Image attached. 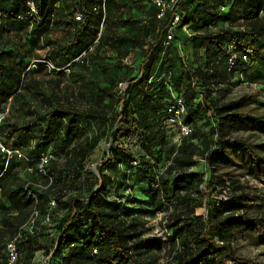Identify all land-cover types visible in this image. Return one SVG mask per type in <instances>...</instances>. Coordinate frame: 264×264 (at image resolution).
<instances>
[{"label":"trees","instance_id":"obj_1","mask_svg":"<svg viewBox=\"0 0 264 264\" xmlns=\"http://www.w3.org/2000/svg\"><path fill=\"white\" fill-rule=\"evenodd\" d=\"M55 2L56 0H35L40 19L33 24L27 19H16L18 14L24 12L26 0H9L6 13L9 19L20 26L25 24L30 28H35L50 19V15L54 13ZM100 2L101 0H78V10L75 12H80L83 18L80 21L75 20L74 12L69 20L70 25H76L77 28H74L69 43L66 46L58 47V50L64 48L65 51L71 52L73 56L69 62L63 64L65 66L61 67H71L75 64L88 65L89 58L87 54L91 47L90 44H82V38H86L88 41H98L99 43H111L114 37L121 39L123 35H129L130 30L119 33L121 31L116 21H121L120 17L114 19L112 24L105 25L104 31L99 27L100 23L102 25L108 19H111L113 15L111 7L116 5V0H105L106 15L103 21L102 14L93 9ZM190 5H195L194 10L190 11ZM154 6L156 9L148 10L149 15L142 22L147 29L151 28L156 32L153 37L155 40L148 43L144 37L137 35L131 37L143 49L140 74L126 79L127 86L125 90L116 91L118 84L125 82V77L113 79L114 81L108 85L96 83L94 89L95 103L87 107L84 113L92 118H107L106 113H103L107 112V104L102 105L100 99L110 97L122 105L121 112L116 116L115 122L126 114H129L130 117L139 114L138 129L144 130L141 145L145 153L137 162L140 163L139 166H142L143 175L151 185L148 194H150L151 204L156 211L163 208L164 200L169 199L175 191L181 203L197 200L194 206L187 209L188 213L185 211L174 212L171 216H167L166 226L169 227L174 236L178 237L181 246V250H178L173 256L174 264H257L253 260L238 258L233 254L234 236L232 235V227L235 225L253 226L257 232L264 234V214L252 217L245 212L236 211L238 206L242 205L245 197L244 193L234 195L231 199L223 198L221 201H215L212 198L211 191L207 194L199 188V185L203 182L200 174L190 172L189 168L194 162L193 155H201L207 166H211L213 155L222 156L225 152V146L243 148L254 162L260 160L243 139L231 136L233 132L241 129L245 118L244 114L238 112V108L243 104V99L218 100L221 98L223 85L227 82V64L232 71L246 68L256 62L259 64L264 63V38H262L264 35V0H179L174 8L175 12L179 14L180 20L173 37L178 31L184 30L182 27L189 26V23H192L189 27L194 31L184 39L183 45L188 46L187 44L190 43L193 45L192 47L199 46L206 39L211 45V48L207 51L208 55L205 62L197 66L189 65L186 62L187 55L181 57L178 50L171 49L168 51L167 48H163V46L161 48L158 44L161 36L167 30V25L172 20V14L164 11L163 15L158 17L159 8L156 4ZM225 6H227L226 12H218L221 7ZM164 16L166 21L161 23V18ZM218 16H220L219 20H227L234 24L233 27L240 28L239 34L235 33L234 28L219 30V27H214L216 24L215 19ZM123 21L132 23L133 19L127 17ZM196 22L203 24L205 30L202 32L196 31L195 28L198 27ZM208 22H212L214 29L207 28ZM218 35L220 39L216 37ZM231 41L236 44L237 53L241 52L248 55V63L239 57L237 65L232 67L229 65L227 47ZM74 45L76 47L72 48H75V50L71 51V46ZM113 47L116 52L114 61L99 62L92 59L91 62L106 69L113 66H123L121 60L122 47L119 45ZM58 50L54 51L58 52ZM161 51L164 52V55L160 60V65L165 69L162 72L161 81L156 85L147 87L150 80L147 62L151 60L153 55L156 56ZM10 52L11 50L0 51V103H8L11 97L9 107L14 104V101H18L20 103L19 108L22 107L25 115L34 116L31 123L41 121L43 124L32 129L30 124L21 126L6 121V123L0 125V139H13V145L22 147L20 145L24 146L25 144L26 148L29 146V141L30 144L33 142L34 159H30L29 164L34 166L35 171H37L40 154L38 151L42 150L41 152L44 153L50 143H65L60 135L64 111L61 106H57L51 100L48 94L42 93L38 88H35L34 92L44 97L46 102L53 108L49 109L48 107L40 112L35 106H32L33 101L30 99V93L25 94L26 89L30 90L27 81H25V75L29 67L23 70L17 66L10 59ZM78 56L80 58L76 60L75 58ZM42 66H46L44 62L36 60L34 66H30V68L38 69ZM167 89H173V92L175 90L176 95L183 99L186 111L183 121L192 127V132L181 137L179 143L167 141L164 130L160 128L162 117L167 112V107L166 110H163ZM2 108L0 107V110ZM201 121L204 122L198 124ZM211 121L215 122L210 129L212 136L216 138L213 141L215 150L213 153H205L201 146L194 142V139H206L203 126H207ZM64 131L74 141V155L72 156L68 148L64 151L67 154H65L67 159L70 158V160L75 161L71 171L75 176L74 178L78 180L82 174V160L93 149V142L91 138L78 134L79 130L72 133L69 128H66ZM119 131L117 125L110 132V139L114 140ZM28 134L30 135L28 136ZM19 138L22 139L21 142L18 141ZM112 148L115 149L116 147L111 146L110 149ZM4 154V152L0 154V176L4 175L7 169L11 167L9 161L11 158L8 159L7 166L4 167L6 162L5 157H3ZM161 156L165 157L169 164L159 174L155 175L148 158L155 157V164H158ZM51 158L45 161L43 173L55 178L59 177L61 183L64 181V176L61 174L62 168L60 169V163H57V159ZM98 172L99 179L96 183L102 181L100 171L98 170ZM87 174L92 173L87 172ZM170 177L173 178L170 180ZM219 178L222 177L210 174L206 187L210 189L211 186H216V188L219 186V188L225 189L227 187L226 181L229 178ZM188 179L191 180V184L187 182ZM27 186L14 185L10 187L7 184H0V191L8 196L11 205L17 209L16 213L11 214V209L0 207L1 214L4 215L2 220L5 224L4 228H0V264H6L7 262L6 244L19 233L21 225L27 220L29 205L36 203L37 210H41V207L47 205L50 201L51 192L49 189L39 193L36 201V199L27 196ZM190 188H193V191L199 196L198 198L190 197ZM94 199L95 194H92L91 198L82 196L69 197L65 200H62L61 197L57 198L58 204L66 208V212L59 218L56 226L61 232L59 238L55 242H50L47 246L38 243L34 235L31 234L24 235V240L17 238L15 241L17 256L14 264H29L27 258L37 248L44 249L46 256L48 255L53 259L57 258L60 264H156V255L153 252L155 241L151 238L142 239L147 231L146 221L140 222L135 218H126L122 215L120 205L125 204L127 199L125 202L119 199L118 202L113 201L109 208L94 203ZM128 201L135 203L136 200ZM196 206H204L208 210L207 216L192 214V212H195L194 207ZM87 218L90 220V223H88L90 228L87 231L89 233H85L87 239H85V236H81L79 246L71 244L70 240L73 241L74 238L68 239L70 231L74 229L75 235H81L80 227L87 224ZM65 251L66 254H64ZM229 259L231 263L228 261Z\"/></svg>","mask_w":264,"mask_h":264},{"label":"rangeland","instance_id":"obj_2","mask_svg":"<svg viewBox=\"0 0 264 264\" xmlns=\"http://www.w3.org/2000/svg\"><path fill=\"white\" fill-rule=\"evenodd\" d=\"M77 3L78 0H56L54 13L50 15V19L42 22L39 27L30 28L25 24L20 26L18 23L11 22L6 13L9 0H0V40H2L0 42V50H11L10 59L21 69H28L29 67L25 75V81H27L26 83L29 85L30 90L26 89L25 94L30 93V99L33 101L32 106H35L40 112H43L48 107L52 109L53 106H50L44 97L34 92L35 88H38L42 93L48 94L51 100L57 106H61L64 111L60 135L65 143H50L44 153L41 152L42 150L38 151L40 154L37 171H35L34 166L29 164L30 159H34L33 142L30 144L29 141V146L26 148L25 144L24 146L20 145L22 147L13 145V139H0L3 147L10 150L17 149L21 153V156L14 154L10 157L11 167L7 169L4 175L0 176V184H7L10 187L14 185L26 187L28 185L27 196L36 199V201L39 193L46 189L51 192L49 203L42 206L41 210H37L36 203L29 205V216L26 221L24 220V224L21 225L20 236L18 237V239L24 240V235H34L37 242L45 246L50 242H55L61 234L56 226L59 218L66 212V208L56 201L59 197L62 200L76 196L91 198V195L95 194L94 203L109 208L113 201L118 202V199L121 200L128 195L125 204L120 205L122 215L126 218H135L140 222L146 221L148 226L154 225V228L158 227L154 221L158 220L157 218L160 215L168 220L167 216H171L174 212L185 211L188 213L187 209L194 206L197 201L195 199L194 201L190 200L187 203H181L175 191L169 199L164 200L165 204L160 210L161 212L156 211L151 204L150 194H148L151 185L143 175L142 166L137 167L131 163L132 160H140L145 153L141 145L144 130L138 129V124L140 123L138 122L139 114H135L132 117L126 114L115 122L116 116L121 112L122 105L110 97L100 99L102 100L100 102L102 105L107 104V112H103L106 113L107 118H92L84 113L87 107L95 103L94 89L96 83L108 85L114 81L113 79L125 77V82L118 84L116 91L125 90L127 86L126 79L140 74L143 49L131 37L134 35L144 37L148 43L155 40L153 37L156 32L151 30V28L147 29L142 22L148 17V10L155 8L154 2L152 0H116V5L111 7V10L114 11L111 19H108L102 25L100 23L99 27L104 31L105 25L112 24L114 19L120 17L121 21H116L121 31L119 33L130 30L129 35H123L121 39L114 37L111 43H99L98 41H88V39L82 38V44L87 43L86 45L90 44L89 46L91 47L87 54L89 58L88 65L75 64L71 67H61L65 66L63 64L69 62L73 56L71 52L65 51L64 48L63 50H58V47L66 46L71 39L70 36L77 28L76 25L72 26L69 23L72 14L78 10ZM194 6L190 5V11L194 10ZM226 7H221L218 12H226ZM127 17H132L133 22H124L123 20ZM217 18L215 19L216 24L214 27H219V30L222 28H234L235 33L239 34L240 28L233 27L234 24L227 20H219L220 16ZM161 21V23L165 22L166 17H162ZM196 23L198 25L195 28L196 31L202 32L205 30L203 24ZM191 24L189 23V26ZM189 26H186L185 30L178 31L171 40H168L166 45L167 33L164 32L158 44L161 48L162 46L167 48L168 51L175 49L176 51L178 50L179 55H187L186 62L189 65L197 66L205 62L208 55L207 51L211 48V45L208 39L203 40L199 46L195 45V47H192L193 45L190 43L187 44L188 46L183 45L184 39L194 31ZM214 27L212 22L207 23V28L214 29ZM216 37L220 39L219 35ZM262 38H264V35ZM114 45L122 47L121 60L123 66H113L106 69L91 62L92 59H96L99 62L114 61L116 55ZM72 47H76V45ZM56 49L58 52L54 51ZM74 50L75 48L71 49V51ZM163 55L164 52L161 51L156 56L153 55L151 60L147 62L148 77L150 76L147 87L156 85L161 81L162 72L165 70L160 65ZM42 59H47L52 65L60 69L53 72L46 66L38 69L30 68L29 64L32 60ZM226 77L227 82L223 85L222 95L218 101L242 98L243 104L238 108V112L245 115L241 129L233 132L231 136L243 139L260 160L254 162L243 148L225 146V152L222 156L213 155L211 166H207L201 155H193L194 162L189 171L200 174L203 182L199 185V188L204 193H210L211 191L213 194L212 198L215 201H221L223 198L231 199L234 195L244 193L245 197L242 205L238 206L236 211L245 212L249 216L256 217L264 214V63L259 64L256 62L246 68L232 71L227 64ZM166 95L163 110H166V107L171 104L170 101H172L173 97L177 96L173 89H167ZM19 106L20 103L18 101H14V104L10 107L6 104L0 110V125L9 121L21 126L30 124L32 129L42 126L43 122L41 121L31 123L34 116L25 115L22 107L19 108ZM202 122L204 121L198 124H202ZM214 124L215 122L211 121L207 126H203L206 139H194V142H197L205 153H213L215 150L213 141L216 138L212 136L210 130ZM117 125L120 131L115 139L111 140L110 132ZM66 128H69L72 133L79 130L78 134L91 138L93 142V149L82 160V174L78 180L74 178L75 176L71 171L75 161L70 160V158L67 159V154L64 151L68 148L72 156L74 155V141L66 135V131H64ZM160 128L164 130L167 141L180 142L181 137L177 120H172L168 112L163 115ZM21 140V138L18 139L19 142ZM111 146L116 148L110 149ZM0 154H3L1 149ZM49 154L52 155L51 159H57V163H60L61 174L64 176V181L61 183L58 179L59 177L55 178L43 173L45 170L44 163L46 162H43L42 159L44 155ZM3 157L6 160L4 164V167H6L9 158H7L6 154ZM107 158L110 159L108 160ZM154 158L149 157L148 160L153 167V173L157 175L164 170L169 161L161 156L159 163L155 164ZM98 170L102 181L96 183L99 179ZM87 172L92 174H87ZM210 174L222 177L219 179L229 178L226 181L227 187L225 189L219 188V186L217 188L216 186H211L212 188L210 189L207 188L206 183L210 179ZM172 178L170 177V180ZM187 182L191 184L190 179ZM189 191L191 193L190 197H199L193 191V188H190ZM133 199L134 201L136 200L135 203L128 201ZM0 207L11 209V214L16 213L17 210L11 205V200L8 196L1 191ZM194 210L195 212H192V214L207 216L208 210L204 206H196ZM1 213L0 211V228H4L5 224L2 220L4 215ZM89 221L87 218V224L80 227L81 235H75L74 229L70 231L68 239L74 238L73 241L70 240L71 244L79 246L81 236L89 233L87 232L90 228L88 226ZM232 235L234 236L232 249L236 257L250 259L257 264H264L263 233L257 232L253 226L235 225L232 227ZM85 239H87V236H85ZM64 254H66V251ZM27 261L29 264H60L57 258L53 259L48 255L46 256L45 250L40 248L34 249L32 254L28 256Z\"/></svg>","mask_w":264,"mask_h":264},{"label":"built area","instance_id":"obj_3","mask_svg":"<svg viewBox=\"0 0 264 264\" xmlns=\"http://www.w3.org/2000/svg\"><path fill=\"white\" fill-rule=\"evenodd\" d=\"M154 4L159 8L158 17L163 15V12H170L172 14V20L166 27V40L165 43L168 44V40H171L174 35L175 28L178 25V22L180 20L179 14L175 12V5L179 2V0H153ZM94 10L99 11L102 14V21L105 19V0H101V2L93 7ZM83 18V15H81L80 12L74 13V19L77 21H80ZM16 19H27L30 21L31 24L37 23L39 21L38 16V9L35 3V0H26V8L24 12L18 14L16 16ZM183 29L185 27H182ZM185 30V29H184ZM227 51L229 53V56L227 58V61L229 62V65L235 66L238 63V58L241 57V60H244L246 63L249 62L248 55L243 54L241 52H236V44L231 41L229 42V45L227 47ZM84 54V53H82ZM81 56V55H80ZM80 56L76 57L75 59L78 60ZM183 57V55H180ZM36 60H33L30 64V66H34V62ZM41 62H44V65L48 67L49 70L56 71L58 70L54 65H52L47 59H42ZM168 76V74H167ZM167 112L171 115L172 120H177L178 128H179V135L180 137L189 135L192 132V127L185 123L183 121L184 114H185V105L183 102V99L179 96H174L171 104L167 107ZM0 149L2 152H4L7 156V158H10L12 155L17 154L18 156H21V153L17 150H10L0 143ZM51 155H44L43 162L46 161L48 158H50ZM132 165L139 167V162L136 160L131 161ZM128 196V195H127ZM127 196L122 198L121 201L125 202L127 199ZM158 220L154 221L157 224V228H154V225H149L147 222H145V227H147V231L142 236V239L145 238H151L155 241V247L153 249V252L156 255V264H174L175 260H173V256L175 255L178 250H181L180 243L178 242V237L174 236L171 232L169 227L166 226L168 220L166 218H163L162 215L157 218ZM20 236V233L15 235L13 239L9 240L6 244L7 247V262L6 264H14V261L17 256V250L15 247V241ZM222 243V242H220ZM95 253V250L93 251ZM231 263V260H228ZM227 261V262H228Z\"/></svg>","mask_w":264,"mask_h":264},{"label":"crops","instance_id":"obj_4","mask_svg":"<svg viewBox=\"0 0 264 264\" xmlns=\"http://www.w3.org/2000/svg\"><path fill=\"white\" fill-rule=\"evenodd\" d=\"M112 12L114 13V11H112ZM9 20H10L11 22H13L11 19H9ZM1 41H2V40H0V42H1ZM0 51H1V50H0ZM14 65H15V64H14ZM15 66H16V65H15ZM10 98H11V97H10ZM10 98H9V102L6 103L7 105H9V103H10V100H11ZM6 104H5L4 102H1V103H0V107H4Z\"/></svg>","mask_w":264,"mask_h":264}]
</instances>
